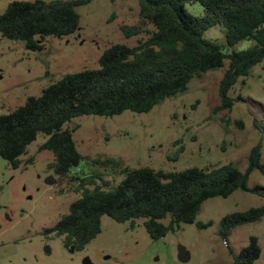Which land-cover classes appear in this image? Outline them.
Instances as JSON below:
<instances>
[{
    "label": "rangeland",
    "instance_id": "1",
    "mask_svg": "<svg viewBox=\"0 0 264 264\" xmlns=\"http://www.w3.org/2000/svg\"><path fill=\"white\" fill-rule=\"evenodd\" d=\"M12 1L0 0V14ZM186 7L195 15L204 14L200 2ZM78 9L82 15L79 29L64 37L37 36L42 50H31L24 41L0 32V114L23 105L28 96L39 95L66 73L99 67L102 53L113 43L135 46L149 36L144 31L128 37L122 30V25L139 23V0H91ZM144 27L154 28L152 24ZM204 37L225 53L255 44L250 39L230 46L222 25L208 28ZM228 63L227 59L224 67L193 78L186 92L149 112L83 115L67 122L64 128L73 130L84 158L66 175L52 166L54 153L40 149L48 138L45 133L28 146L19 168L0 156V264H86L87 260L91 264H232L252 235L258 237L262 249L254 264H264V216L224 232L225 216L264 204L262 196L244 189L204 201L196 221L209 223L207 227L182 223L158 240L149 236L144 218L134 224L119 223L108 215L102 217V231L82 250L67 248L64 237L55 232L45 233L81 196V177H103L109 189L124 178L126 167L178 171L233 164L246 172L251 149L258 143L264 161V59L229 90L234 99L231 109L223 108L220 95ZM109 159L119 165L103 163ZM248 184L264 186V175L253 170ZM170 219L162 221L169 224ZM179 245L190 254L186 262L178 258Z\"/></svg>",
    "mask_w": 264,
    "mask_h": 264
},
{
    "label": "trees",
    "instance_id": "2",
    "mask_svg": "<svg viewBox=\"0 0 264 264\" xmlns=\"http://www.w3.org/2000/svg\"><path fill=\"white\" fill-rule=\"evenodd\" d=\"M114 1V0H113ZM91 0H14L0 14V32L9 39L25 42L31 50H42L37 36L64 37L75 33L81 23L79 7ZM138 24L122 25L126 36L149 33L135 46L113 43L99 59V67L64 74L30 95L23 105L0 114V156L14 169L39 133L48 135L41 150L54 153L52 164L63 175L79 166L83 155L77 149L73 130L64 125L83 115L114 116L126 110L149 112L168 98L184 93L189 82L211 69L224 67L220 85L223 108L231 109L234 99L228 92L240 77L264 59V0H139ZM200 2L203 15L188 11L186 4ZM154 28L146 30L145 25ZM226 28L227 42L234 46L254 40L247 49L225 53L220 45L206 39L204 32L213 26ZM29 161H33L30 158ZM103 163H114L112 159ZM264 175L261 143L249 155L248 171L233 164L189 167L183 170H156L149 166L126 167L120 183L107 189L109 182L98 175L81 177L69 211L50 228L64 237L67 248L82 250L102 231V217L119 223L144 218L153 240L165 237L182 223L199 228L209 223L196 221L204 201L227 197L238 189L251 190L264 198V186L249 187L250 173ZM99 179L101 183H98ZM92 185L93 187H88ZM170 216V223L162 219ZM264 216V204L223 219L224 232L234 226L254 222ZM262 249L257 236L235 256L232 264H254Z\"/></svg>",
    "mask_w": 264,
    "mask_h": 264
},
{
    "label": "water",
    "instance_id": "3",
    "mask_svg": "<svg viewBox=\"0 0 264 264\" xmlns=\"http://www.w3.org/2000/svg\"><path fill=\"white\" fill-rule=\"evenodd\" d=\"M178 258L183 262H186L190 259V254H189L187 248L183 245L178 246ZM86 264H91V263L89 260H87Z\"/></svg>",
    "mask_w": 264,
    "mask_h": 264
}]
</instances>
